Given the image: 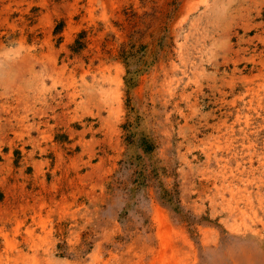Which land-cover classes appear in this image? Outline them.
<instances>
[{
	"label": "rangeland",
	"instance_id": "obj_1",
	"mask_svg": "<svg viewBox=\"0 0 264 264\" xmlns=\"http://www.w3.org/2000/svg\"><path fill=\"white\" fill-rule=\"evenodd\" d=\"M0 264H264V0H0Z\"/></svg>",
	"mask_w": 264,
	"mask_h": 264
}]
</instances>
